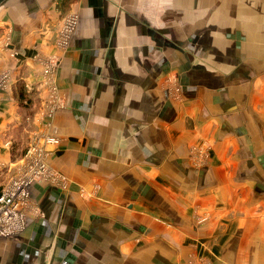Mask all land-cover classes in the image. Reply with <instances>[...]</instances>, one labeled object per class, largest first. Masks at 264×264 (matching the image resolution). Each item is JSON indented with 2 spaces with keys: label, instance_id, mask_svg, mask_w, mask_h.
I'll return each mask as SVG.
<instances>
[{
  "label": "crops",
  "instance_id": "obj_1",
  "mask_svg": "<svg viewBox=\"0 0 264 264\" xmlns=\"http://www.w3.org/2000/svg\"><path fill=\"white\" fill-rule=\"evenodd\" d=\"M69 8L78 26L60 48ZM138 9L0 0V72L13 78L0 89V187L36 132L61 139L49 162L69 178L66 189L32 185L44 215L31 211L21 235L0 238V264H181L194 250L210 264H264V55L239 45L213 61L162 46ZM52 55L66 107L50 120ZM171 70L179 102L162 87Z\"/></svg>",
  "mask_w": 264,
  "mask_h": 264
},
{
  "label": "rangeland",
  "instance_id": "obj_2",
  "mask_svg": "<svg viewBox=\"0 0 264 264\" xmlns=\"http://www.w3.org/2000/svg\"><path fill=\"white\" fill-rule=\"evenodd\" d=\"M125 1L128 3L129 7L133 9V12H136L138 5V8H140L138 10L142 11L146 21L156 26L159 34H155L156 32H154V30H149L151 32L146 31V34H151L152 36L154 33L158 38V40L155 41L162 46H167L168 43H170L175 44L178 50H182L181 46L186 49L189 48L197 53L198 56L203 55L213 61H217V58H222L223 61L227 57L230 58L234 52L236 53L238 51L237 47H239V45L241 46L242 53L245 55L252 54L253 51H255L258 56L264 55V0ZM73 19H75V24L72 30L67 27H69L68 21ZM78 21V14L71 11L69 8V12L59 21L56 46L64 48L61 47V39L64 40V38L69 36L65 48L69 47L71 38L78 26ZM8 38L9 36L6 35L2 42L3 45L9 44ZM55 68L53 72L56 70ZM4 72L9 73L11 76L8 85L1 86L0 89H6L5 87L10 88L13 82L12 74L9 69L0 72V77ZM53 83H55V77L53 78ZM181 84L179 70L167 72L162 79V87L166 90L168 96L177 102L183 100V89ZM55 85L49 88L46 85L44 86L47 90L44 92L43 96V112L47 113L50 120L55 111L66 107V101L64 102L61 99L60 92ZM58 139L60 142L61 139ZM31 144L32 137L20 158L14 177H18L21 172H23L24 162H28L30 159L27 157V154ZM57 145L48 144L43 146L42 151H45V163L49 167L50 176L47 177V179L39 178L36 182H44L58 188L66 189L69 187L68 176L49 162V158L55 151ZM7 185H5V187H3V184L1 185V193H3ZM84 193L85 190H82L81 194L83 195ZM36 207L37 206L34 205L33 208V210L36 211L34 212L35 216H43L44 214L36 209ZM30 211L32 210H29V212ZM22 233L23 231L16 235L3 238H17ZM142 238L141 236L135 238L136 243L141 242ZM49 254L50 250L48 252L50 261ZM181 264H210V259L202 255L200 251L196 252V250H194L190 253L188 259Z\"/></svg>",
  "mask_w": 264,
  "mask_h": 264
},
{
  "label": "built area",
  "instance_id": "obj_3",
  "mask_svg": "<svg viewBox=\"0 0 264 264\" xmlns=\"http://www.w3.org/2000/svg\"><path fill=\"white\" fill-rule=\"evenodd\" d=\"M74 24L75 19L69 20V27L67 28L73 30ZM68 37L64 40L61 39V47H66ZM8 45L6 44L5 47ZM57 65L58 59L56 56L49 58L44 65V84L48 88L55 85L53 83L55 71L53 72V70ZM10 76L9 73L4 72L0 77V87L8 85ZM58 143L57 136L46 132L33 133L32 144L27 154L30 159L28 162H24L23 172L18 177H13L3 193L0 194V238L10 237L25 230L29 218L28 213L31 212L29 210L33 211L31 187L38 181L37 179H47L50 176L49 167L45 163V151H42V148L44 145H57Z\"/></svg>",
  "mask_w": 264,
  "mask_h": 264
}]
</instances>
